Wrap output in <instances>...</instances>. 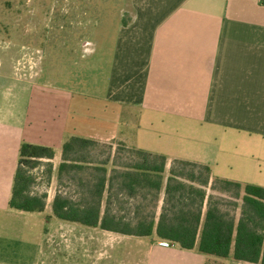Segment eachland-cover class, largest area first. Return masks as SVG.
<instances>
[{
  "label": "crops",
  "instance_id": "obj_1",
  "mask_svg": "<svg viewBox=\"0 0 264 264\" xmlns=\"http://www.w3.org/2000/svg\"><path fill=\"white\" fill-rule=\"evenodd\" d=\"M130 5L131 17L117 38L109 104L47 85L41 62L36 78L16 74L14 54H0L3 210L9 209L24 141L56 150L50 160L52 207L63 144L71 136L117 140L166 155L167 172L178 158L211 166L213 177L264 186V0H131ZM89 46L83 42L84 49ZM236 171L244 173L231 175ZM71 223L88 264H124L125 254L135 264H205L207 258L156 233L138 237ZM117 243L127 248L112 261Z\"/></svg>",
  "mask_w": 264,
  "mask_h": 264
},
{
  "label": "trees",
  "instance_id": "obj_2",
  "mask_svg": "<svg viewBox=\"0 0 264 264\" xmlns=\"http://www.w3.org/2000/svg\"><path fill=\"white\" fill-rule=\"evenodd\" d=\"M101 143L80 136L64 142L59 181H72L77 196L58 190L52 203L55 217L125 235L156 233L182 249L205 254V264H228L232 249L233 264H264L263 185L213 177L211 166L178 158L167 172L166 155L124 143L115 155L101 158L96 152ZM120 150L128 152L126 161ZM55 155L53 146L22 143L12 209H46L48 193L38 190L39 178L49 185ZM42 166V172L35 171Z\"/></svg>",
  "mask_w": 264,
  "mask_h": 264
},
{
  "label": "rangeland",
  "instance_id": "obj_3",
  "mask_svg": "<svg viewBox=\"0 0 264 264\" xmlns=\"http://www.w3.org/2000/svg\"><path fill=\"white\" fill-rule=\"evenodd\" d=\"M130 4L131 0H0V54H14L16 74L36 78L41 62V80L47 85L109 104L117 38L131 17ZM84 41L90 42V50L82 47ZM95 116L102 121L98 113ZM113 141L101 143L96 150L101 158L110 152L115 155L120 142ZM128 156L127 151L120 150L122 160ZM243 173L231 175L241 177ZM39 181L38 190H43L45 178ZM50 183L49 208L43 212L0 208V264L89 263L73 230L75 225L53 214L50 195L55 188ZM76 189L67 178L62 183L58 180L57 190L64 194L76 197ZM126 248L125 243L113 245L111 260L114 254L121 258ZM231 253L228 264L234 263L233 249ZM122 263L135 264V259L125 254Z\"/></svg>",
  "mask_w": 264,
  "mask_h": 264
}]
</instances>
